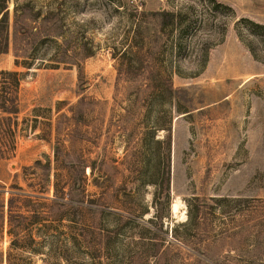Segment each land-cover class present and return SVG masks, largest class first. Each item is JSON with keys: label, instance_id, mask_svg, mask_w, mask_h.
I'll return each mask as SVG.
<instances>
[{"label": "rangeland", "instance_id": "1", "mask_svg": "<svg viewBox=\"0 0 264 264\" xmlns=\"http://www.w3.org/2000/svg\"><path fill=\"white\" fill-rule=\"evenodd\" d=\"M221 1L235 13L218 15L227 30L205 63L159 61L184 90L178 102L141 90L147 68L120 75L114 49L131 28L132 2L206 13L204 0H19L29 5L18 12L8 1L0 72L22 81L0 206L7 214L13 196L28 217L12 233L0 222V264H264V36L239 26L264 23V0ZM94 12L102 23L77 19ZM7 115L0 109V127ZM155 126L161 143L146 146ZM48 158V180L26 170L42 160L45 171Z\"/></svg>", "mask_w": 264, "mask_h": 264}, {"label": "trees", "instance_id": "2", "mask_svg": "<svg viewBox=\"0 0 264 264\" xmlns=\"http://www.w3.org/2000/svg\"><path fill=\"white\" fill-rule=\"evenodd\" d=\"M8 1L2 0L0 2V55L7 53L10 47V12ZM14 1L16 12L27 8V5H29L21 6L18 2L19 0ZM204 1L207 6L206 13H199L193 5L178 10L160 9L147 11L141 9L142 4L139 6L132 2L134 11L130 14L131 28L128 31L127 37L122 42L121 48L118 49L116 47L113 53L114 58L118 61L120 75L122 73L131 75V73L147 68L145 70L148 71L146 72L148 73L147 77L142 76L145 82L140 86L141 90L148 92L150 96H153L156 92L165 94L171 102H178L180 94L184 90L175 88L170 78H166L160 70V66L157 67L159 61L167 58L172 62L176 56H179L193 58L195 62L205 63L212 48V41L216 39L218 34L223 37L227 30L226 25L221 19L217 24L215 20L220 14L229 16L230 13H235L232 6L221 0ZM239 26L244 27L243 29L253 35L255 39L264 36V23L250 18H242ZM22 31L26 32L27 30ZM44 39L56 42V39L51 36ZM47 40H42L41 42ZM251 41L254 42V38ZM91 55L92 52L88 50L87 56ZM31 65H33V62L27 64L30 67ZM21 81L22 74L17 70L6 69L0 72V109L2 112L8 114L3 117L0 127V159L10 157L15 150L16 130L10 121L20 111L18 93ZM83 100L84 98L80 102ZM179 108L178 106V110ZM180 109L182 110V108ZM159 128V126H155L152 131L145 133L142 142L146 146L150 144L148 138H151L152 141L158 144L161 143V140L156 136V130ZM55 155V160L57 161L58 155L57 153ZM41 165L42 160H37L35 167H29L26 170L35 169L42 181L48 180L50 176L48 169L51 170L52 160L48 158L47 163L44 165L46 166L44 167L46 168L45 171L39 173L38 170ZM167 172L170 174V166H168ZM36 197L46 198L39 195H36ZM14 199L11 196L8 200L7 214L1 209L5 205L4 201L0 206V222H6L7 220L10 226V233H12L11 227L14 222H21L28 217L22 207L18 210L13 209ZM33 217V222L36 223L40 216L37 212H33ZM17 219L20 220L16 221ZM192 220H194L193 217ZM205 255L211 257L209 254ZM0 260L3 261L2 256Z\"/></svg>", "mask_w": 264, "mask_h": 264}, {"label": "clouds", "instance_id": "3", "mask_svg": "<svg viewBox=\"0 0 264 264\" xmlns=\"http://www.w3.org/2000/svg\"><path fill=\"white\" fill-rule=\"evenodd\" d=\"M78 20H80L81 23H85L86 21H90L92 19H95L98 23H102L104 21V17L101 13L99 12H94V13H85L84 16L78 17ZM118 21H113L109 24L105 25V32H111L117 25Z\"/></svg>", "mask_w": 264, "mask_h": 264}]
</instances>
